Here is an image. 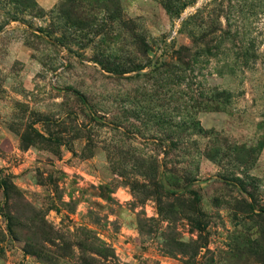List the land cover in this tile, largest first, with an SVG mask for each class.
Listing matches in <instances>:
<instances>
[{"label":"rangeland","instance_id":"rangeland-1","mask_svg":"<svg viewBox=\"0 0 264 264\" xmlns=\"http://www.w3.org/2000/svg\"><path fill=\"white\" fill-rule=\"evenodd\" d=\"M0 264H264V0H0Z\"/></svg>","mask_w":264,"mask_h":264},{"label":"trees","instance_id":"trees-1","mask_svg":"<svg viewBox=\"0 0 264 264\" xmlns=\"http://www.w3.org/2000/svg\"><path fill=\"white\" fill-rule=\"evenodd\" d=\"M195 41L197 40V38H194ZM195 53V52H194ZM165 65V64H164ZM170 64H168L167 66H169ZM214 92L211 97L213 101H222L224 98H222L224 95L222 94V90H218L217 88H213ZM225 97V96H224ZM189 179L187 178L186 181H188ZM176 183V182H174ZM3 187H4V193L7 195L8 194V187L5 184V182H3ZM173 186H177V184H173ZM34 216L36 217V219L34 220L33 223H31V227L33 228V231L35 232L34 236H40L41 239L44 241L49 242L50 241V236H53L54 230L52 225L44 218L40 215V213L34 211ZM8 232L10 233H14V231L12 230L11 226H7ZM32 231V232H33ZM32 241V240H31ZM34 244L36 246H32L31 245ZM34 255L38 260L44 262V263H49L50 261L47 259V257L45 256V254H43L42 252V245H38L36 244V242H30L29 240H27V244H26V252ZM92 257V256H91Z\"/></svg>","mask_w":264,"mask_h":264}]
</instances>
